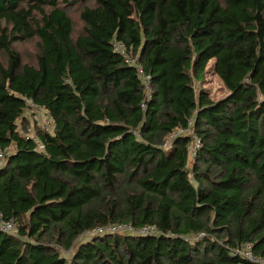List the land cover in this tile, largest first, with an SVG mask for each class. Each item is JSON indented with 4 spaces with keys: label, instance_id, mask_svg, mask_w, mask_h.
<instances>
[{
    "label": "trees",
    "instance_id": "trees-1",
    "mask_svg": "<svg viewBox=\"0 0 264 264\" xmlns=\"http://www.w3.org/2000/svg\"><path fill=\"white\" fill-rule=\"evenodd\" d=\"M89 1L0 0V264H264V0Z\"/></svg>",
    "mask_w": 264,
    "mask_h": 264
},
{
    "label": "built area",
    "instance_id": "built-area-1",
    "mask_svg": "<svg viewBox=\"0 0 264 264\" xmlns=\"http://www.w3.org/2000/svg\"><path fill=\"white\" fill-rule=\"evenodd\" d=\"M115 51L117 53L123 54L126 56V49L123 44L115 42L114 43ZM128 63L137 67L138 72L142 77V82L144 83L147 90H149V82L150 76H147L144 73V69L140 64H135L134 61L128 59ZM147 107L146 101H144L141 105V108L145 110ZM192 126V124H190ZM44 131L50 132V126H44ZM31 130L25 134V137L33 138L35 142L39 144V140L36 134H31ZM185 133L184 130H179L176 135ZM173 137V136H172ZM201 145V141L198 136L194 135L192 145L190 146V152L194 155L197 148ZM9 154V150H3L0 148V163H4L6 156ZM192 155V156H193ZM17 226L14 219H10L8 221H2V216L0 214V230L6 233L14 234L16 232ZM94 233L104 235V234H140V235H147V236H157L160 235L158 230L153 225H147L142 228L136 229L134 226L130 224H110L105 227H99L98 229L94 230ZM235 253L238 255H242L243 257L247 258L248 260L256 263V264H263L262 261L258 260L252 253L251 246H242V248H237Z\"/></svg>",
    "mask_w": 264,
    "mask_h": 264
},
{
    "label": "rangeland",
    "instance_id": "rangeland-1",
    "mask_svg": "<svg viewBox=\"0 0 264 264\" xmlns=\"http://www.w3.org/2000/svg\"><path fill=\"white\" fill-rule=\"evenodd\" d=\"M70 1V0H68ZM85 5V4H83ZM92 1L90 0L87 4V6H91ZM62 6L65 8L66 11L70 13V17L74 23L75 26V33L78 34L81 32L82 25L79 22V13L82 11V8L79 6H65L63 3ZM15 50L21 55V58L25 64H35L36 63V57L38 53V47H37V40H28L24 42H19L14 45ZM7 63V57L4 53H0V64L6 65ZM208 73L205 77V80L203 82L196 83V89H204L210 98L214 101L221 100L225 98L228 94V90L224 86L223 82L216 76L214 70H213V63L210 62L208 65ZM33 116L29 115V118L32 122H35V120L38 122V128L44 126H50V130L52 129V122L47 117L44 111H40L39 109L32 110ZM31 129V134H35V126ZM192 133V131L190 132ZM189 167H192V162H190Z\"/></svg>",
    "mask_w": 264,
    "mask_h": 264
},
{
    "label": "crops",
    "instance_id": "crops-1",
    "mask_svg": "<svg viewBox=\"0 0 264 264\" xmlns=\"http://www.w3.org/2000/svg\"><path fill=\"white\" fill-rule=\"evenodd\" d=\"M212 63H214V61H212Z\"/></svg>",
    "mask_w": 264,
    "mask_h": 264
}]
</instances>
